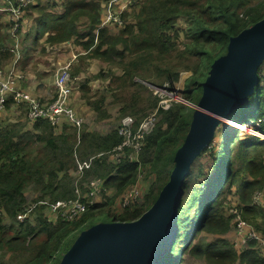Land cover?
<instances>
[{
  "label": "trees",
  "instance_id": "1",
  "mask_svg": "<svg viewBox=\"0 0 264 264\" xmlns=\"http://www.w3.org/2000/svg\"><path fill=\"white\" fill-rule=\"evenodd\" d=\"M65 1L63 14L52 15L37 7L42 14L40 21L51 19L47 41L55 45L75 40L90 50L92 57L120 67L121 75L113 76L123 83L124 88L129 83L148 90L144 100L133 99L121 108L122 116L136 117L138 123L159 105V98L146 83L172 86L183 72L191 71L192 75L185 82L183 98L198 102L202 95L198 99L196 97L203 89L202 83L208 78L214 61L226 54L231 37L264 19V0L256 3L253 0H140L134 4L131 14L123 15L125 27L118 33H112L110 29L118 28L101 24L104 17L102 5L108 0ZM130 15L136 18L134 24L129 23ZM181 17H186L189 23L183 32L187 41L181 42L182 49L178 44L181 32L176 30ZM84 19H88L89 24L85 31H80V22ZM6 47L5 43H0V51H7ZM149 66L155 68L157 79L144 74ZM81 90L87 104L101 119L110 117L104 108V96L96 100L89 96L88 87L84 85ZM12 105L10 100L6 107L10 109ZM143 109L150 111L139 114L138 111ZM194 111L184 102H175L169 109H159V121L146 138L140 162L123 159L116 166L107 156L98 157L92 167L77 179L71 172L77 169L79 161L110 152L122 142L117 129L102 134L71 126L56 129L46 119L31 122V129L27 124L18 126L17 123L1 122L0 250L4 252L2 255L10 254V257L7 262L1 257L0 264H61L80 234L96 225L91 221L95 211L117 205V199L145 173L146 177L156 178L159 192L151 190L146 196L145 206L136 204L113 214L116 218L123 212H129L128 218L122 222L140 218L153 205L168 181L175 165V154L190 131ZM240 111L244 114L237 116ZM251 116L253 119L248 125H253L251 129L264 135V85L260 82L254 93L228 119L247 127L246 120ZM232 126L226 122L217 144L212 177L192 192L186 208V194L182 200L178 219L180 229L167 264L182 262L180 255L184 246L193 254L203 251L199 244H195L194 235L206 231L223 236L231 231L232 218L222 212L223 202L218 199L224 188V192L237 194L240 205L244 204L246 218L257 215L264 218V209L258 211L250 206L254 193H264V137L235 135L238 131ZM246 174L250 179H242ZM96 177L105 178L106 188L113 193L106 196L103 204L90 205L81 217L73 221H50L45 212L50 204L84 197L88 191L87 182ZM30 188L39 193L31 208L27 198ZM45 201H48L47 205H40ZM194 208L195 212L190 215ZM107 214L110 215L111 210ZM23 215L24 220H20ZM6 219H9V225L5 224ZM260 227L264 233V227ZM215 246V253L210 255L213 264H264V255L253 241L243 251L237 250L227 240L223 241L222 247Z\"/></svg>",
  "mask_w": 264,
  "mask_h": 264
},
{
  "label": "water",
  "instance_id": "2",
  "mask_svg": "<svg viewBox=\"0 0 264 264\" xmlns=\"http://www.w3.org/2000/svg\"><path fill=\"white\" fill-rule=\"evenodd\" d=\"M263 60L264 19L231 37L226 54L212 64L197 105L182 99L181 102L195 109L192 125L175 154V165L169 179L153 205L137 220L99 223L83 231L61 264L169 262L170 249L180 229L179 210L192 167L213 139L218 125L222 121H230L231 113L254 93ZM245 94H248L245 101L238 104Z\"/></svg>",
  "mask_w": 264,
  "mask_h": 264
},
{
  "label": "rangeland",
  "instance_id": "3",
  "mask_svg": "<svg viewBox=\"0 0 264 264\" xmlns=\"http://www.w3.org/2000/svg\"><path fill=\"white\" fill-rule=\"evenodd\" d=\"M50 2H54V0H50ZM256 2H258V0H253V3H256ZM133 8L131 9L132 12H133ZM137 8L138 7H136L135 9H137ZM128 20H130L129 23L131 22L134 24L136 22V18L134 17V15L133 16L130 15L128 17ZM188 24L189 23H188V20L186 17L179 18L178 22L176 24V30L181 32L180 42H178L180 49H182V47H183V44L181 42L187 41V39L184 37L183 32H184V30L187 29ZM85 27H86V23H84V22L80 23L79 29L81 31L85 30L86 29ZM110 30L112 33H118L121 29H116V30L110 29ZM44 44H45L44 42L41 43V46L39 47L37 55L34 57L33 61H31L29 63L30 68L27 69V72H30L31 74L32 73H42L43 74L45 70L49 69L50 71L45 72V75L43 74V76H45L47 78L45 81H49V85H51V87H52V95L53 96H55V94H56V88L54 86V80L56 78L57 73L59 72V70L63 66L70 63V70L72 71L73 78L77 77L78 76L77 74L79 72L83 73L82 78H79V80L76 79L78 90L75 91V93L77 92L80 95L81 101L78 97H74V96H73L72 101H71V96H70V102H71V105L74 109H77L79 102H81V105L83 106L82 109H86V112H83L84 114L85 113H87V114L84 115V119H83L84 125L81 128V130L87 129L89 131H95V132L105 134V133L112 131L113 129H116L118 127V125H120L122 122V120H121L122 119V115H121L122 106L127 105V102H133V99L140 101L143 98V100H144L145 97L149 94L148 90H146L145 88L133 86L129 83L125 84V88H124L123 83L121 81H119L118 79H115L116 77L113 76V75H115L116 72L120 73L122 71V69L120 67L110 65V64H108L102 60L101 61L100 60H92L91 58L87 57L86 54H84V55L81 54V52H82L81 45H79L78 43H75L77 46H75L73 48V50L71 48H69L70 52L66 49L59 50V48H53V49L49 48L47 51H44L43 50L44 48L42 47ZM60 52H66V53L69 52L71 58L74 54H76L75 62L71 63L68 60L69 63H66L61 67L59 64H57V62L55 63V58ZM88 55L91 56V51ZM96 62L98 63V66H97ZM3 63H7V62L4 61ZM6 67H7L6 65H4L3 67L0 66V71L7 70ZM145 70L146 71L144 72V74H146V76H153L154 79H157V72H156L154 67L149 66ZM17 72H18V74L16 72H14L13 74L15 76L19 75L18 79L16 80V84L18 83V85H20L22 83L21 77L23 74L20 73L19 71H17ZM191 75H192L191 71L183 72L182 80L179 83L175 84V85L180 86V90H183V93L185 90V82L188 80V78H190ZM5 76L6 75L4 72L0 76V79H3ZM159 78L162 79L163 76L160 75ZM139 81H142V80H139ZM83 82H86L85 86L88 87V89H89V92H88L89 96H91L93 99L99 100L101 97H103V96L105 97L104 108L106 109V111H108L110 113V117L101 119L95 111L91 110V108L86 106V103L84 101V100H86L84 98L85 97L84 91L79 90V87H80L81 83H83ZM259 82H260V84L264 85V60L261 64L260 70H259ZM202 85H203V83H202ZM147 86L149 87V85H147ZM252 92H253V90H252ZM250 93H248V94H250ZM134 94H135V96H134ZM248 94L242 95L239 99L238 104L243 103L245 101L246 97L248 96ZM200 95H203V89L199 90L196 98L198 99ZM199 101H200V99L198 100V102ZM198 102L195 99V101L192 103L194 105H197ZM148 110L149 109H143V110H141V112L138 111V113L142 114L145 111L147 112ZM152 112H149V113L151 114ZM240 114L243 115L244 113L242 111H240L237 113V116H240ZM133 118L136 119L135 117H133ZM242 118H243V116L241 117V119ZM251 119H253V116H251L249 119L246 120L247 125H248V123H250L252 121ZM5 121L9 122V123H17L18 126L28 124L29 119L27 117L26 106L25 105H22V106L12 105V107L10 109H8L5 106V108L2 111H0V122H5ZM158 121H159V117H158ZM226 122L233 125L232 127H235L234 129L238 131V132L234 133L235 135L237 133H239V134H244V135L249 134V135H257V136L264 137V135H261L259 131H255L254 129H251V128H253V125H251V124H249L247 127L244 126L243 127L244 132H243V130H241L240 128H238L237 126H235L233 124V121H227V120L222 121L218 125V127L216 128V130L214 132L213 139L211 140L209 145L206 146V148L204 149V152L201 153V155L195 161V163L192 167V175L188 179V186H187V191H186V200L184 201V207L185 208L189 205V202H190V199L192 196V192L195 189H198L199 186H203L205 184V182L212 177L211 172L213 170V160L215 158L216 152L218 151L217 144L220 142V138H221V135H222L224 128H226ZM226 142H227V140H226ZM85 160L79 161L78 163H80V165H82L85 162H90V160H88V159H85ZM83 161H85V162H83ZM78 163H77V166H78ZM71 173H72L73 177H75L77 179V177H79L81 175V170L78 169V171H77V169H76V170L72 171ZM244 177H245V179H250V176L248 174L243 175L242 179H244ZM91 181H93V180L91 179L90 182ZM139 185L141 187L142 194H141V197L138 199L139 201L137 203L141 204V205L144 204V206H145L146 196L149 195L148 193L151 190H153L154 193L159 192L158 187H157V183H156V178L153 176H147L146 177V175L144 173L139 180ZM219 186H218V188H219ZM227 187H229V186H227ZM224 190H225V188L219 193L218 199L220 200V203L223 202V205L221 206L222 212L225 213L226 217L232 218V229H231V231L228 234L223 235V236L212 235V234H209L208 232L204 231V232H201L200 234L194 235V237H195L194 242L198 243V244L206 242V243L214 244V246L217 245L219 247H222L223 241L227 240L229 243L234 244V246L236 247L237 250L243 251V250L248 248V243L253 241V242H255L256 248L264 255V244L261 241H259L256 238H250V239L247 238L250 241L245 243V237H241L240 235H238L233 211L238 210L240 212L243 222L246 223L245 227L248 230L247 234H249L251 232H255L256 234L260 235L262 238H264V233L262 231V227H260V226L264 227V218L261 215H257V216H255V218H246L244 216V204L240 205L239 198H238L237 194L236 193L233 194L232 191H230V192L225 191L224 192ZM233 191H235V190H233ZM106 192H107V194H106ZM106 192L101 193L97 197V199L94 200V203H96L97 205L103 204L107 199L106 196H108V195L111 196L113 194V193L111 194V189H107ZM256 193H254L252 195V202L250 203V206L259 211L260 209H264V201L263 202H262V200H261V202L259 201V195L260 194L264 195V193H262V192H260L258 194H256ZM38 196H39V193H37L34 189H31V188L28 189L27 198H28L29 208H31L34 205V201ZM47 202L48 201L41 202L40 205L46 204ZM117 203H119V198L117 199ZM216 204H217V202H216ZM116 208H117V205H111V207H102V208L97 209L95 211L94 216L92 217L91 221L93 223H96V224L111 223L113 220L123 221V220L127 219L128 216L130 215L129 212H125V213L123 212L121 216H117L116 218H114L113 214L114 213L116 214ZM108 210H111L110 215L107 214ZM45 212L47 213V216L49 217L50 221L54 222L53 217L48 215V214H50L49 207L46 208ZM194 212H195V208L191 210L190 215H192ZM29 213H30V209L28 210L27 215H29ZM9 223H10L9 219H6L5 224L9 225ZM209 251H215V250L211 247L209 249ZM3 253L4 252L0 250V259L2 257L1 260L7 262L8 258L10 257V254H7L5 256V255H2ZM191 257H192V255L189 252V249L188 248L186 249V247L184 246V248H182L181 255H180V258L182 260V262L180 264H191V262H190ZM201 264H213V263L211 261H208L207 259H202ZM238 264H240V263H238Z\"/></svg>",
  "mask_w": 264,
  "mask_h": 264
},
{
  "label": "built area",
  "instance_id": "4",
  "mask_svg": "<svg viewBox=\"0 0 264 264\" xmlns=\"http://www.w3.org/2000/svg\"><path fill=\"white\" fill-rule=\"evenodd\" d=\"M10 3L11 1L8 0ZM140 0H108L104 5V17L102 26H115L118 29L125 27V19L123 18L124 11H130L134 4ZM33 0H19L17 4H13L10 7L11 14L10 19L12 22L11 33L13 36H17L21 29L22 14L24 8L31 4ZM17 53H19L17 51ZM16 53V54H17ZM19 58V54L17 55ZM7 71V72H6ZM5 72V77L0 79V111H2L7 103L12 100L13 105L22 106L25 105L27 109V117L30 122H35L39 119L49 120L51 125L58 129L63 123L68 126L74 127L80 130L84 121L83 118L78 115L76 110L72 107L70 102V87L73 80L72 71L70 70V63L63 66L56 75L54 80V86L56 88V94L50 101H42L37 97L30 94L24 89L16 86V80L19 75L15 76L14 69L0 71V76ZM183 74V73H182ZM182 74L179 81L173 83L172 86L165 84L164 86L152 87L154 95L159 98L158 108L150 111L151 114H147L140 123L137 122V118L127 115L122 116V122L116 128L118 134L122 138V142L107 153H100L88 158L90 162H85L82 165L78 163V169L81 170V174L92 167L95 159L98 157L107 156V158L118 166L123 159H129L133 162H140L141 152L145 146L146 138L153 132L158 123V111L159 109H169L173 103L181 102L183 99V90H180V86L175 85L182 80ZM264 121V119H263ZM82 163V162H81ZM142 176V175H141ZM141 178V177H140ZM139 178V180H140ZM89 181L86 185L88 189L84 197H79L75 200H61L55 204H50L49 212L54 221L63 219L66 221H73L81 217L88 209L90 205H95L94 200L97 197L107 191L106 179L103 177H96ZM139 180L136 184L129 187L119 198L117 206V213H121L122 210L134 207L138 199L141 197V187ZM107 193V192H106ZM260 192H257L258 194ZM83 199H86L83 201ZM264 201V195H259V201ZM235 217V223L238 231V235L245 237V243L247 238H256L264 244V238L255 232L249 234L246 223L243 222L241 214L238 210L233 211ZM25 215L19 219L24 220Z\"/></svg>",
  "mask_w": 264,
  "mask_h": 264
},
{
  "label": "crops",
  "instance_id": "5",
  "mask_svg": "<svg viewBox=\"0 0 264 264\" xmlns=\"http://www.w3.org/2000/svg\"><path fill=\"white\" fill-rule=\"evenodd\" d=\"M10 1L11 3L8 0H0V43L3 42L7 46L6 47L7 51L5 52L0 51V66L3 67L4 65H6L7 70L14 69V72H16L17 74H18L17 71L23 74L21 77L22 83L20 85H18L17 83L16 84L17 87H20V89L22 88L28 91L30 94H32L33 96L37 97L38 99L42 101H45V102L50 101L54 97L52 95V87L51 85H49V81H45L47 78L43 76V74L45 75V72H49L50 70L49 69L45 70L43 74L42 73H32L31 74L30 72H27V69L30 68L29 63L33 61L34 57L37 55V52L42 42L45 43L42 46L44 48L43 49L44 51H47L49 48L51 49L59 48V50L66 49L69 51V48L73 50V48L77 46L75 44L77 43L75 40H71L68 43H60V44H55V45L50 44L47 41V39L51 33L50 32L51 19L48 18L43 21H40L42 14H41V11L37 8L38 6L43 8L44 9L43 11L47 13H50L52 15H58V14H63L65 12L66 1L65 0H54V2H50V0H33V2L27 5L23 10V14L21 16L22 17L21 29L18 32L17 36H13L11 33L12 22L10 19L11 14H9L10 12L9 9L11 5L17 4L19 0H10ZM102 6H103L102 11H103L104 5ZM130 12L132 11L131 10L124 11L123 15L131 14ZM43 18H45V16ZM82 22L86 23L85 28H87L89 24V20L84 19L80 23ZM81 49H82L81 54L83 55L86 54V56L91 58L92 60H100V61L102 60L101 58H94L88 55L90 53V50L84 49L82 45H81ZM17 51L19 53H17ZM69 52L68 53L60 52L55 58V63L57 62V64H59L62 67L66 63L75 62L76 54H74L75 56L73 55L71 58ZM18 54H19V58H17ZM3 56H6V59H4ZM4 61L7 63H3ZM96 64L98 66L97 62ZM121 73L122 71L120 73L116 72L115 75L120 76ZM77 75H78L77 77H74V81L72 82L71 87H70L71 101H72L73 96L78 97L80 99V95L77 92L75 93V91L78 90L76 79L79 80V78H82L83 73L79 72ZM84 85H86V82L81 83L79 90H81L82 86ZM84 101L86 103V106L91 108L87 104L86 100ZM82 108L83 106L81 105V102H79V105L77 109L75 110L78 113V115L84 119V115H86L87 113L84 114L83 112H86V109H82ZM91 110L93 109L91 108ZM32 124L33 123L29 122L27 124V128L31 129ZM65 126H68V125L66 123H63L60 128L65 127ZM117 206H118V203H117ZM209 234L216 235L213 233H209ZM195 244H198V243H195ZM199 245L203 251L202 252L199 251L197 254H193L192 252H190L192 255V257L190 258L191 264H201L202 259H207L208 261H211L210 255L212 253H215L216 251V246H214V244L203 242ZM211 247L215 251H209Z\"/></svg>",
  "mask_w": 264,
  "mask_h": 264
},
{
  "label": "bare ground",
  "instance_id": "6",
  "mask_svg": "<svg viewBox=\"0 0 264 264\" xmlns=\"http://www.w3.org/2000/svg\"><path fill=\"white\" fill-rule=\"evenodd\" d=\"M235 126H237L238 128H242L243 129V127H244V125H243V127H241V124L239 125V123H233Z\"/></svg>",
  "mask_w": 264,
  "mask_h": 264
}]
</instances>
